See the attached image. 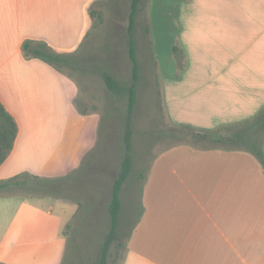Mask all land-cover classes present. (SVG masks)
Here are the masks:
<instances>
[{
    "label": "crops",
    "instance_id": "0c3cea01",
    "mask_svg": "<svg viewBox=\"0 0 264 264\" xmlns=\"http://www.w3.org/2000/svg\"><path fill=\"white\" fill-rule=\"evenodd\" d=\"M94 1L0 0V101L19 125L14 148L0 165V181L22 173L56 177L68 169L60 148L70 123V86L54 65L28 57L24 43L75 50L88 31ZM196 5L195 24L182 27L191 37L185 39L189 61L180 79L193 82L187 88L204 96L208 109L195 112L192 122L215 128L260 115L264 0ZM191 64L196 72L187 78ZM215 112L222 119L212 118ZM178 160L177 169L162 171L151 183L146 175L141 215L121 264H264V162L251 151L237 159L238 167L236 156L227 153ZM79 210L74 199L0 192V264H62L66 229Z\"/></svg>",
    "mask_w": 264,
    "mask_h": 264
},
{
    "label": "rangeland",
    "instance_id": "374dc122",
    "mask_svg": "<svg viewBox=\"0 0 264 264\" xmlns=\"http://www.w3.org/2000/svg\"><path fill=\"white\" fill-rule=\"evenodd\" d=\"M132 2L94 1L90 5L92 19L84 40L70 52L73 65L60 69L72 97L69 128L60 148V158L68 169L56 177H42L45 186L32 195H55L80 204L79 213L66 229L68 246L62 264H99L110 231L108 203L125 153L128 103L126 96L108 89L101 70L118 80H130L127 43ZM196 7V0L138 1L133 36L140 78L131 119L135 171L122 190V212L107 264H121L130 230L138 220L141 192L147 184V180L138 178L139 173H149L151 183L162 171L177 169L178 159L183 155L202 152L235 155L238 167L241 160L237 159L250 152L244 147H201L213 144L210 140H194L199 130H209L213 137L219 138L221 128L226 126L221 123L215 128H203L192 122L195 112L208 109L204 108L208 102L204 96L197 98L193 88H187L193 82L180 79L189 61L185 39L191 37L190 31L185 34L182 27L191 25L190 21L195 24L192 16ZM175 45L184 52L183 67L173 51ZM199 58L204 57L199 55ZM195 67L189 65L185 77L195 74ZM215 113L212 118L222 119L221 113ZM258 115L231 125L242 126ZM183 125L195 131L181 130ZM237 131L238 127H232L221 134ZM181 135L186 139L179 140Z\"/></svg>",
    "mask_w": 264,
    "mask_h": 264
},
{
    "label": "trees",
    "instance_id": "16d2710c",
    "mask_svg": "<svg viewBox=\"0 0 264 264\" xmlns=\"http://www.w3.org/2000/svg\"><path fill=\"white\" fill-rule=\"evenodd\" d=\"M138 1L139 0H133L132 2L128 26L127 51L131 61L130 80H118L108 71L104 69L101 70V74L103 75L108 89L114 94L127 97L128 110L126 118L127 126L124 135L125 153L122 157L118 176L114 180L111 198L108 203L111 226L108 233V238L103 245L99 264H107L109 247L111 241H113L115 238L116 229L119 224V219L122 212V190L126 181L135 171V161L132 154L133 132L131 128V119L137 103L136 87L140 78V64L137 56V47L133 36ZM89 16L90 19H92V13L90 11ZM24 50L28 57H38L44 59L59 70L61 69V66L73 65V59L70 57V52L54 50L46 42L28 40L24 43ZM173 51L182 66V59L185 57L183 50L178 45H175L173 47ZM230 127L231 126L222 127L219 138L213 137L209 130H199V132L195 133L194 140H210V142L213 144L212 146L201 145V147L208 148L219 146L226 149L244 147L254 153L262 162H264V112L250 122H246L242 126H239L236 133L226 132V135L221 134L222 131H225L227 128L229 129ZM180 129L195 131L194 128L184 125L181 126ZM18 133L19 125L17 120L0 101V165L8 158L11 151L13 150ZM178 139L185 140L186 138L184 135H181L178 137ZM146 175V173H139L138 178L145 180ZM45 183V179H43L41 176L30 173H22L12 178L0 181V192L8 195L19 194L27 196L32 193L39 192L42 187L45 186ZM139 217L140 213L138 214V218ZM69 226L70 224L68 227Z\"/></svg>",
    "mask_w": 264,
    "mask_h": 264
}]
</instances>
